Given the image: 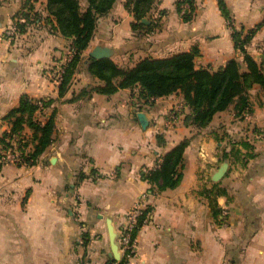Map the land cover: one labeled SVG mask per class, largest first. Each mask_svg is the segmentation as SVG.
Instances as JSON below:
<instances>
[{
	"label": "crops",
	"instance_id": "0c3cea01",
	"mask_svg": "<svg viewBox=\"0 0 264 264\" xmlns=\"http://www.w3.org/2000/svg\"><path fill=\"white\" fill-rule=\"evenodd\" d=\"M125 1L117 0L99 18L86 55L98 44L109 46L111 58L130 67L146 56L197 47L198 66L217 69L237 58L246 69L233 26L247 32L264 18V0H226L233 25L218 0H195L188 21L177 0H156L146 22L141 20L144 25L134 27L137 20ZM46 2L0 0V136L11 129L4 116L24 94L51 99L37 110L38 120L55 115V140L34 164L0 158V264H82L84 258L86 264H110L109 220L118 234L138 202L152 209L137 233L130 264H264L261 86L251 89L253 112L238 117L231 106L217 112L202 130L184 124L188 107L181 92L146 103L139 99L137 86L111 94L94 90L102 82L89 72L87 60L60 95L71 40L48 18ZM25 11L30 16L26 31L10 33ZM247 48L257 60L264 58V24ZM139 111L147 113V127ZM158 133L165 144H159ZM32 134L26 127L23 135L30 140ZM185 138L191 141L184 152L183 179L175 188L159 190L142 173L155 168ZM235 143L240 155L231 152ZM1 149L0 144V157ZM225 161L226 173L215 180ZM224 209L229 213L223 219ZM83 232L90 234L87 245Z\"/></svg>",
	"mask_w": 264,
	"mask_h": 264
},
{
	"label": "trees",
	"instance_id": "16d2710c",
	"mask_svg": "<svg viewBox=\"0 0 264 264\" xmlns=\"http://www.w3.org/2000/svg\"><path fill=\"white\" fill-rule=\"evenodd\" d=\"M26 1L30 2V0ZM86 1L85 7L81 0H47L46 2L48 18L52 17L56 23L55 28L71 40L70 47L73 50L70 60L63 67L59 85L60 95L67 92L79 66L87 60L89 72L102 82L93 87L98 92L111 94L119 88L137 86L139 99L146 103L153 102L158 97L181 92L184 103L188 107V112L184 115V124L198 130L207 127L217 112L231 106L234 107L238 117H244L253 112L251 89L255 84H259L264 92V58L261 61L257 60L247 46L257 30L264 24V18L247 32H244L243 27L233 26L232 35L235 46L243 54L246 69L241 68L237 58L229 59L217 69L198 66L196 58L200 52L197 47L164 57L146 56L134 66L122 67L111 57L96 58L85 54L90 47L99 18L106 15L117 0ZM218 2L222 14L233 25V16L226 0H218ZM155 3L156 0L125 1V6L134 13L137 20L133 23L134 27L144 25L141 20ZM177 8L184 20H191L195 11V0H177ZM22 17L25 18L24 21H20ZM29 17L26 11L17 17L15 21L17 32L26 31ZM50 102H52L51 99H37L24 94L19 105L4 116V119L11 124V129L0 136L1 147L17 145L24 152L28 149L27 158H31L30 164H34L55 140L54 113L50 114L45 122L36 118L37 110ZM26 127L33 131L30 140L23 135ZM157 140L159 144L166 143L161 133L157 134ZM190 141V138H185L175 145L155 168L143 172V177L155 184L159 190L177 187L183 179L184 152ZM31 143L32 148H29ZM242 145L249 147L246 142H242ZM231 152L240 155L241 149L235 143ZM224 158H229L228 152L224 154ZM154 191H156L154 188L151 189V192ZM220 193L225 192L219 190ZM151 209L150 205L145 207L134 236H137L144 220L149 218ZM219 213V208H215L216 216ZM82 236L83 243L87 245L90 234L83 232ZM82 264H86L85 258Z\"/></svg>",
	"mask_w": 264,
	"mask_h": 264
},
{
	"label": "built area",
	"instance_id": "2783aa9c",
	"mask_svg": "<svg viewBox=\"0 0 264 264\" xmlns=\"http://www.w3.org/2000/svg\"><path fill=\"white\" fill-rule=\"evenodd\" d=\"M20 21H24V19H20ZM17 31L16 25L13 26L10 30V33H14ZM71 56L73 54V50L70 48ZM71 56L68 58L70 60ZM64 69H61L63 72ZM177 112L175 111L172 114V117H176ZM28 157V149L26 152L22 151L17 145L5 147L1 149V160L3 162H15L20 164H30L32 161L31 158ZM82 202H80L81 204ZM146 205L142 202H138L127 214V222L123 225L118 233V245L120 251V258L114 259L110 264H130L136 255L137 251V241L136 236H134V232L138 227L139 218L143 214ZM229 213L227 209L221 211V217L224 219L226 215ZM148 218L144 220V224L147 222ZM143 224V225H144Z\"/></svg>",
	"mask_w": 264,
	"mask_h": 264
},
{
	"label": "water",
	"instance_id": "95a60500",
	"mask_svg": "<svg viewBox=\"0 0 264 264\" xmlns=\"http://www.w3.org/2000/svg\"><path fill=\"white\" fill-rule=\"evenodd\" d=\"M143 22H146V18L142 19ZM114 51L111 47L98 44L96 45L92 50L89 51V54L96 58H106L111 57L113 55ZM138 117L144 127H147L149 124V117L146 112L139 111ZM229 166V162L225 161L221 167L215 172L214 179L219 180L224 176ZM109 230H110V237H111V244H112V250H113V259H119L120 258V251H119V245L117 242V232L115 231V228L113 226V223L111 220H109Z\"/></svg>",
	"mask_w": 264,
	"mask_h": 264
},
{
	"label": "rangeland",
	"instance_id": "374dc122",
	"mask_svg": "<svg viewBox=\"0 0 264 264\" xmlns=\"http://www.w3.org/2000/svg\"><path fill=\"white\" fill-rule=\"evenodd\" d=\"M83 2H84V0H81L82 5L85 7L86 5H84ZM26 139H27V136H26Z\"/></svg>",
	"mask_w": 264,
	"mask_h": 264
}]
</instances>
